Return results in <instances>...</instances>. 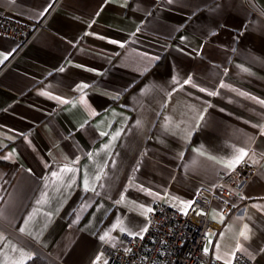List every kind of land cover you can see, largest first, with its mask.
Returning <instances> with one entry per match:
<instances>
[{
    "label": "crops",
    "instance_id": "0c3cea01",
    "mask_svg": "<svg viewBox=\"0 0 264 264\" xmlns=\"http://www.w3.org/2000/svg\"><path fill=\"white\" fill-rule=\"evenodd\" d=\"M0 13L46 17L7 65L18 42L0 35V264H105L106 242L141 234L158 201L184 211L241 150L259 167L249 201L211 204L204 250L264 264V0H0Z\"/></svg>",
    "mask_w": 264,
    "mask_h": 264
},
{
    "label": "built area",
    "instance_id": "2783aa9c",
    "mask_svg": "<svg viewBox=\"0 0 264 264\" xmlns=\"http://www.w3.org/2000/svg\"><path fill=\"white\" fill-rule=\"evenodd\" d=\"M45 18L37 22L12 18L0 13V35L18 42L7 65L43 28ZM258 165L242 158L224 172L216 182L199 187L187 212L156 202L141 234L122 232L118 242H106L105 264H252V259L236 251L230 261L211 257L204 250L208 234L215 224L209 217L212 203L228 212L235 200L247 203L246 184L255 176ZM146 229V231H145Z\"/></svg>",
    "mask_w": 264,
    "mask_h": 264
},
{
    "label": "trees",
    "instance_id": "16d2710c",
    "mask_svg": "<svg viewBox=\"0 0 264 264\" xmlns=\"http://www.w3.org/2000/svg\"><path fill=\"white\" fill-rule=\"evenodd\" d=\"M25 264H51L47 259L33 254L31 257L25 262Z\"/></svg>",
    "mask_w": 264,
    "mask_h": 264
},
{
    "label": "snow or ice",
    "instance_id": "6c2138e0",
    "mask_svg": "<svg viewBox=\"0 0 264 264\" xmlns=\"http://www.w3.org/2000/svg\"><path fill=\"white\" fill-rule=\"evenodd\" d=\"M171 2V0H170ZM261 103H264V101H261ZM243 155H246V153L243 152V150H241V156L237 157L236 162H239L240 159H242ZM188 207H191V205H188ZM148 211H151V209H148ZM187 212V208L185 209V213ZM21 231H23V229H21ZM146 231V229H145ZM241 235H244V233H241ZM246 238V237H245ZM101 239H105V237H101Z\"/></svg>",
    "mask_w": 264,
    "mask_h": 264
}]
</instances>
